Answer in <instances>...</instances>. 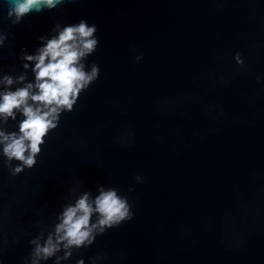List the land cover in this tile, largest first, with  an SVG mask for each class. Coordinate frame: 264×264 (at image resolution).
<instances>
[{"label":"water","instance_id":"1","mask_svg":"<svg viewBox=\"0 0 264 264\" xmlns=\"http://www.w3.org/2000/svg\"><path fill=\"white\" fill-rule=\"evenodd\" d=\"M4 12L0 2L4 71L21 70L20 47L33 50L59 16L98 26L88 62L100 65L37 164L11 179L0 168L4 264H23L34 221H48L76 181L132 186L135 215L73 262L103 250V264H264V0H68L16 25Z\"/></svg>","mask_w":264,"mask_h":264},{"label":"clouds","instance_id":"2","mask_svg":"<svg viewBox=\"0 0 264 264\" xmlns=\"http://www.w3.org/2000/svg\"><path fill=\"white\" fill-rule=\"evenodd\" d=\"M5 7L4 19L10 25L19 24L31 12L61 9L68 0H0ZM98 26L86 17L66 22L59 16L47 32L37 36L40 42L33 50L21 46L17 54L21 70L4 71L0 68V168L14 178L25 169L33 168L49 133L56 129L61 115L70 112L82 92L96 81L100 65L88 62V56L97 49ZM10 33L0 30V48ZM143 52L135 53V61ZM236 65L245 66V56L240 50L233 53ZM221 83L229 78L221 75ZM256 80H264V73H257ZM213 106H209V111ZM223 115V110L217 113ZM130 131L119 137L120 143L132 142ZM137 182L143 176L135 175ZM128 192L113 185L97 182L95 190L83 187L80 181L68 189L58 210L48 221L37 219V231L30 235L29 251L23 264H86L84 256L73 262L74 252L91 246L96 238L108 229L131 220L135 215L133 201ZM7 215H0V253L8 246V232L3 230ZM24 234V233H21ZM13 234L12 239H18ZM238 243L240 241H237ZM107 253L98 250L87 258V264H103ZM0 264H4L0 258Z\"/></svg>","mask_w":264,"mask_h":264}]
</instances>
